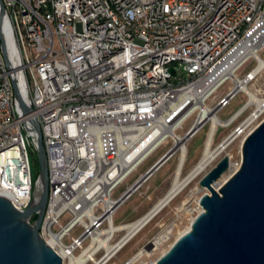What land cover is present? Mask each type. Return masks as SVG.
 Here are the masks:
<instances>
[{
	"label": "built area",
	"instance_id": "obj_1",
	"mask_svg": "<svg viewBox=\"0 0 264 264\" xmlns=\"http://www.w3.org/2000/svg\"><path fill=\"white\" fill-rule=\"evenodd\" d=\"M2 1L7 44L10 33L14 52L13 57L9 52L8 67L0 47V193L10 196L19 211L36 194L32 158L38 150L37 121L49 177L40 236L63 264L81 255L94 236L106 235L109 216L114 218L151 176L134 185L166 153L172 150L171 158L178 152V137L186 144L211 125V119L196 124L201 108L195 94L204 96L205 105L216 99L208 106L218 117L237 94L246 95L234 114L217 121L216 131L251 109L222 139L225 148L237 139L243 144L264 120V104H249L252 96L244 88L251 90L264 77V0H115L121 19L108 15L107 0ZM197 13H207L208 22H197ZM251 62L255 65L240 76ZM13 78L32 108L29 114L15 97ZM228 82L230 89L216 98ZM252 93L264 99L260 90ZM191 117L192 125L178 133ZM130 124L139 126V139L120 148ZM194 126L196 132L189 134ZM106 136L118 139V147L106 143ZM169 140L172 145L163 156L115 197ZM229 158L226 173L238 171L242 159ZM202 210L198 202L192 221Z\"/></svg>",
	"mask_w": 264,
	"mask_h": 264
},
{
	"label": "water",
	"instance_id": "obj_2",
	"mask_svg": "<svg viewBox=\"0 0 264 264\" xmlns=\"http://www.w3.org/2000/svg\"><path fill=\"white\" fill-rule=\"evenodd\" d=\"M5 15L0 0V47L10 67ZM12 83L23 112L29 114L32 108L25 102L17 80L13 78ZM33 126L38 136L40 192H36L24 211L13 206L10 196L0 193V264H63L62 257L40 236L49 197V177L40 125L34 121ZM195 132L196 126L189 134ZM222 145L224 148L227 143L217 148ZM172 154V150L166 153L134 187L152 176ZM229 163L230 158L225 155L199 180V185L209 190L199 199L203 210L192 221L190 230L179 236L154 264H264V120L242 144L240 169L217 190L214 185L226 173ZM131 193L132 188L122 199ZM34 215L37 218L32 222Z\"/></svg>",
	"mask_w": 264,
	"mask_h": 264
},
{
	"label": "rangeland",
	"instance_id": "obj_3",
	"mask_svg": "<svg viewBox=\"0 0 264 264\" xmlns=\"http://www.w3.org/2000/svg\"><path fill=\"white\" fill-rule=\"evenodd\" d=\"M261 56L264 57V52H262ZM254 65L255 62H251L246 65V67H244V69L239 73L240 76L244 75ZM230 87V82L224 84L218 91L216 98H219L225 94L230 89ZM251 88V90L254 92L260 90L264 95V77L261 78L255 84V86ZM215 101L216 99L210 98L207 101V104L209 106H213ZM245 101V94H237V96L230 101V104L219 113V117L222 120L228 119L244 104ZM250 112L251 109L247 110L239 119H237L231 126L227 128L219 127L213 139L214 148L217 146V143L221 141L230 130L238 126L241 121L250 114ZM194 119L195 117H191V119L186 122L184 129L178 131V133L181 135L184 134V132L192 125ZM209 129L210 124H207L186 143L187 159L182 171V177L186 176L187 173L194 167V165L201 159ZM171 145L172 141L169 140L159 147L152 155H150L148 159L117 189L115 197L123 193L130 184H133V182H135L139 176L144 173V171L162 153L166 152V150ZM226 154H229L234 162L240 161L242 159L241 140H235L223 152H221V154H219V156L213 162H211L207 168H205L197 177L187 184L185 188L160 212H158L153 217V219L141 231H139L107 264H126L130 258L143 249H147V251L144 252L143 257L135 264H152L153 261L157 260L162 255L163 250H167L174 243L179 233L184 230L185 227L190 225L193 216H195L192 215L191 212L196 208L201 196L206 192L209 193L207 188H203L199 185V180ZM179 156L180 152L178 151L173 157L170 158L171 160L157 172V174L149 178V180H147V182H145L143 186L117 210L113 218L114 224L120 225L136 221L145 215L156 204V202L167 193V191L172 186ZM32 172L34 178L36 179V176L39 175L40 172L37 154H35L32 158ZM228 173L229 172L224 174L226 178H228ZM223 176L220 179H222ZM79 232L80 230L77 229L74 231L73 235L77 236ZM125 232V230L115 232L111 243L117 244L123 238ZM164 234L170 236L171 239L164 241L160 245H154L153 241H155L158 236ZM104 254V250L100 251L97 254L95 260H98Z\"/></svg>",
	"mask_w": 264,
	"mask_h": 264
},
{
	"label": "bare ground",
	"instance_id": "obj_4",
	"mask_svg": "<svg viewBox=\"0 0 264 264\" xmlns=\"http://www.w3.org/2000/svg\"><path fill=\"white\" fill-rule=\"evenodd\" d=\"M107 7H108V15L112 16V19H121V12L118 7H116L115 0H107ZM197 22H208V14L207 13H197ZM9 32V28H8ZM8 37V44L10 45V54L13 57V41L10 38V33H7ZM246 91L252 96V99L249 104H254L257 106H262L264 104V99L253 95L252 91L244 85ZM196 104L201 108L200 115L197 119L196 124L202 123L207 119H211L212 123L210 125V129L208 131L207 139L204 144L203 153L201 159L194 165V167L187 173L186 176L182 177V171L184 168V164L186 161L187 156V148L185 144L184 137H178L176 139V144L174 150L180 152L179 161L174 173L172 186L167 191V193L159 199L156 204L141 218L137 219L134 222L127 223V224H120L116 225L113 223V217L109 216V226L104 229L105 236L96 235L93 237V241L90 243L88 247H86L82 254L72 258L70 264H87L89 260L92 258L95 259L94 255L97 252L98 248L103 247L106 257L102 260H95V264H107L116 254H118L119 247L122 243L126 241H130L139 231H141L152 219L153 217L159 212L158 210L171 198L176 197L187 184H189L195 177H197L207 166L213 162L221 152H223L226 148L222 145L219 148L215 147L213 149V137L216 131L217 121L219 117L212 111V109L204 104V96L195 94ZM139 139V126L137 124H130L126 125V138H120V148H128V141H137ZM106 143H110L111 147H118V139H113V136H106ZM227 146V145H226ZM217 148V149H216ZM242 165V162H241ZM241 166H239L240 169ZM236 172L235 169H232L228 173V178L231 177ZM226 176L224 175L220 181H218L214 187L215 189L219 190L220 187L227 181ZM149 188V187H148ZM40 192V185H38L37 194ZM173 197V198H174ZM172 228V227H171ZM191 228L190 225L184 228L177 238L184 234L185 232L189 231ZM125 230V235L123 238L117 243L112 244L111 240L117 231ZM173 232V231H172ZM167 234L158 236L155 241H153L154 245H160L165 241ZM176 238V239H177ZM127 242V243H128ZM168 250V249H167ZM165 250V251H167ZM147 249H143L136 253L132 258V264L138 262L144 255V252ZM163 250V253L165 252ZM162 253V254H163ZM156 262L153 261L152 264Z\"/></svg>",
	"mask_w": 264,
	"mask_h": 264
},
{
	"label": "crops",
	"instance_id": "obj_5",
	"mask_svg": "<svg viewBox=\"0 0 264 264\" xmlns=\"http://www.w3.org/2000/svg\"><path fill=\"white\" fill-rule=\"evenodd\" d=\"M221 142H222V140L219 141V142L217 143V146H218ZM212 144H213L212 146H213V148H214V142H213ZM217 146H216V147H217ZM164 153H165V152H164ZM164 153H162V154H161V155H160V156H159V157H158V158H157V159H156V160H155V161H154V162H153V163H152V164H151V165L145 170V171H147L151 166H153V165H154V164H155V163H156V162H157V161L163 156ZM170 160H171V159H168V160H167V161H166V162H165V163H164V164H163V165H162V166H161V167H160V168H159V169H158V170L152 175V176H154L155 174H157V172H158V171H159V170H160L165 164H167ZM145 171H144V172H145ZM152 176H151V177H152ZM151 177H150V178H151ZM133 183H134V182H133ZM130 185H131V184H130Z\"/></svg>",
	"mask_w": 264,
	"mask_h": 264
},
{
	"label": "trees",
	"instance_id": "obj_6",
	"mask_svg": "<svg viewBox=\"0 0 264 264\" xmlns=\"http://www.w3.org/2000/svg\"><path fill=\"white\" fill-rule=\"evenodd\" d=\"M38 177V175L36 176V178ZM36 218H37V216L36 215H34L33 216V221H35L36 220Z\"/></svg>",
	"mask_w": 264,
	"mask_h": 264
}]
</instances>
